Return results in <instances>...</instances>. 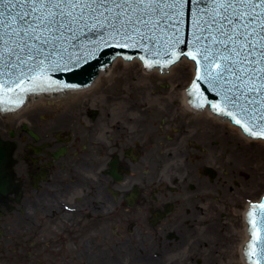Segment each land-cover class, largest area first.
<instances>
[{"label":"flooded vegetation","instance_id":"obj_1","mask_svg":"<svg viewBox=\"0 0 264 264\" xmlns=\"http://www.w3.org/2000/svg\"><path fill=\"white\" fill-rule=\"evenodd\" d=\"M59 95L23 103L0 132L14 145V186L0 191L3 264H247L242 215L257 192L216 189L204 130L153 114L146 93L96 105ZM205 143L212 151L199 154Z\"/></svg>","mask_w":264,"mask_h":264},{"label":"snow or ice","instance_id":"obj_2","mask_svg":"<svg viewBox=\"0 0 264 264\" xmlns=\"http://www.w3.org/2000/svg\"><path fill=\"white\" fill-rule=\"evenodd\" d=\"M188 0H0V88L4 87V76L8 75L7 83L17 84L27 73L41 70L45 61L55 70L56 65L51 56L45 55L44 47L62 39L75 40L77 34L85 29H111L121 39H133V33L141 40L168 44L173 46L184 43L180 40L178 24L183 15V8ZM197 6L196 34L191 41L193 46H199L202 39L209 41L208 45L197 50L208 68L212 51L210 45H223L228 56L219 52L211 59H222L218 71H211L203 79L213 85L225 88L223 95L224 107L214 109L218 115L233 117V122L243 127L252 138H264V0H191ZM201 3L212 5L211 16L201 20L199 13H207V8H199ZM172 21L171 24L168 22ZM150 30L159 29L161 37L147 35L139 25ZM118 25V27H117ZM165 25L175 29L172 37L166 31ZM107 26V28H106ZM207 33V36H204ZM215 33V34H214ZM70 34V35H67ZM156 55H159L157 50ZM165 55L170 53L165 52ZM180 56L187 57L181 52L176 60H169L166 66L176 63ZM131 59V57H125ZM196 60V56L190 57ZM159 65L145 63V68ZM12 69H16L12 72ZM27 69V73L25 71ZM197 62V76L192 83L202 79ZM234 79H228L227 74ZM230 85V87H225ZM69 87V86H65ZM47 90V89H44ZM28 91H34L29 89ZM192 95L191 87L188 89ZM211 103V102H209ZM202 109L204 105H195ZM226 108L232 111H225ZM2 100H0V111ZM12 110V109H8ZM234 112L240 119L234 117ZM244 121L248 126H244ZM257 131L261 136H257ZM264 203V201H262ZM251 207H258L251 205ZM251 217V211H249ZM259 223L261 235L257 238L261 260L264 261V213H260ZM251 220L249 219V225ZM251 232V228H249ZM251 240L245 245V256Z\"/></svg>","mask_w":264,"mask_h":264},{"label":"water","instance_id":"obj_3","mask_svg":"<svg viewBox=\"0 0 264 264\" xmlns=\"http://www.w3.org/2000/svg\"><path fill=\"white\" fill-rule=\"evenodd\" d=\"M199 8H207V13H199V18L201 20L210 18L211 16V8L212 5L201 3ZM182 23L178 24V33L176 35L179 36L180 40L184 41L179 45L173 46L172 44H168L166 47H161V43L153 44L150 41H144L139 38L136 34L133 33V39L124 40L121 39L119 35L109 34L111 29H96L93 31H88L85 29L82 34H77L75 40H69L67 38L62 39L56 43V47L53 48L51 45H47L44 47L45 55L50 53H58L53 54L51 56L52 61L55 63L56 68L53 70L49 67L48 61H45L41 70H37L33 73H27V69H25L27 76L29 78H25L21 80L17 84L9 85L7 83L8 75L4 76L5 85L0 88V100H2L3 109L15 108L19 106L24 100L25 96L31 92H39V91H47V90H56L69 87H78L85 86L89 84L95 77H98L97 73L100 69L103 74L105 72H109L111 64L115 56L117 54H122L124 57H132L134 55H140L145 63L155 64L159 61V64L164 66L167 65V62L171 60H176L177 56L181 52H186L191 56H196V64L199 62L200 72L199 75L202 79L197 80L196 84H191L192 95L190 96L189 104L192 107V110H198V112H202L203 109H197L193 105H204L205 103L211 102V106L213 109H218L224 107L223 104V95L225 88L217 87L210 83L209 81L203 79L207 75L208 71H211L215 74L218 71V65L223 64L224 61L222 59H211L217 55L218 50L223 54V56H228V51L225 50L223 45H210L212 51L207 53L210 57V61L208 62V68L205 69V61L200 56L197 47H203L204 45H208L209 41L207 39H202L199 46H193L191 41L194 39L196 34V20H197V6L192 4L191 0L185 4L183 8V15L179 18ZM169 24L172 21L168 22ZM118 27V25H117ZM141 31L145 32V34L151 36L156 35L158 38L161 37V33L159 29L150 30L149 28H145L144 25H139ZM166 31L170 37H172L173 32L176 30L169 27L168 25L164 26ZM107 28V26H106ZM215 34V33H214ZM70 35V34H67ZM204 36H207V33H204ZM173 39L175 37H172ZM159 50V55L154 53ZM168 52L170 55H165L164 53ZM115 57V58H114ZM121 57V56H120ZM114 58V59H113ZM135 58V57H134ZM124 59V60H134ZM113 59V61H111ZM181 60V59H180ZM111 62V64H110ZM177 63V62H176ZM110 64V65H109ZM109 65V66H107ZM106 66V67H105ZM162 67L161 74L164 72H168L170 66ZM105 67V68H104ZM158 67V66H156ZM156 67L150 70H155ZM12 72H15L16 69H12ZM196 76H197V66H196ZM195 76V77H196ZM228 79H234L231 74H227ZM92 85V84H91ZM91 85L89 87H91ZM189 87V88H190ZM225 87H230V85H226ZM29 89H34V91H28ZM47 89V90H44ZM74 90H66L61 91L62 94L66 93L68 95L69 91H77ZM59 92L49 93V94H38L33 95L34 100L38 101L40 95H45L48 98L49 95L59 98ZM188 96V92L186 93ZM28 101V99H27ZM26 102V101H25ZM27 104V102H26ZM25 104V105H26ZM24 105V106H25ZM23 106V107H24ZM22 107V108H23ZM225 111H232L230 108H226ZM15 111L14 113H16ZM216 112V111H215ZM217 113V112H216ZM217 115V114H216ZM218 117H224L221 115H217ZM234 117L236 119H240V116L234 112ZM225 119H229L224 117ZM233 121V117H230ZM244 126H248V122L244 121ZM235 124V123H233ZM239 127V125H237ZM243 128V127H242ZM246 135V134H245ZM248 135V134H247ZM262 133L257 131V136H261ZM249 136V135H248ZM250 137V136H249ZM251 138V137H250ZM264 138H257L251 140H263ZM13 149L14 145L10 141H2L0 140V191L1 192H9L13 189ZM264 195L259 203H252L251 205H257L258 207H249L247 213V221L249 225V219L251 220V224L249 228H251L250 238L251 247L248 249V256H246L247 260L251 262V264H264V261L261 260L259 248L257 245V238L261 235V226L259 223V215L260 213H264ZM250 205V206H251ZM249 211H251V217H249ZM248 240V241H249ZM248 243V242H247ZM245 251V248H243Z\"/></svg>","mask_w":264,"mask_h":264},{"label":"rangeland","instance_id":"obj_4","mask_svg":"<svg viewBox=\"0 0 264 264\" xmlns=\"http://www.w3.org/2000/svg\"><path fill=\"white\" fill-rule=\"evenodd\" d=\"M114 67L113 75L110 76L106 82L97 87L96 90H92L94 91L93 93H96L94 94V97L91 94L84 96V99L86 98L84 103H86L87 100L92 99L93 103L91 104L96 105L107 97L119 98L121 95H127L130 93H146V99L150 98L152 102L151 107L149 106L147 109L151 108L153 114L160 112L165 115L164 117L168 122L174 120V124H176L175 117L178 116L179 119L181 118L178 121L182 126L188 127V125L192 124L195 133H197L198 127L200 130H204V133H206L205 137H208L209 140H211L210 142H212V140L215 141L213 151L211 146H208V143L199 144L200 147L203 148V150L201 148L199 149L201 152L199 154L210 153L212 151L211 154L215 159L213 167L218 170V176L215 179L216 189L218 191L253 192L252 194L257 192L258 195H260L261 192H264V155L261 152L263 146L260 145V147L256 145L258 143H253L249 140L237 139L236 135L227 127V125L223 128L222 126L217 125V123H212L214 124V127L208 128V126H205V123L203 127L202 124H200L201 127L197 125L198 120H196L197 122L195 123H193L194 120L191 121L192 123L190 121L187 122L188 119H192L193 117L191 112L186 109L184 110L180 101L182 87L193 78L187 65L180 66V70L177 73H174L172 78H162L155 74H149L146 76L139 75V66L132 68V71L130 72H128L126 67ZM135 71H138L139 74H137L139 76L135 75ZM131 98L135 99V103L142 104L139 102V99H141L139 96L135 95L131 96ZM47 100L48 99L45 101ZM123 103L124 102L121 104ZM48 104L49 103L46 105L48 106ZM114 104L116 103H108L106 109H112ZM158 105H161V109H159ZM37 107L39 106L30 108L33 110V108ZM102 107H106V105L102 104ZM30 111H25V114L20 115L26 117L29 115ZM19 118V116L13 115V113L0 115V132L3 133L6 129L14 127L15 124L18 123ZM184 140L189 141V138L186 137ZM257 146L258 151H256ZM247 150H249L250 153H247ZM180 164L183 167L186 165L184 160L179 161V165ZM243 174L246 175V177L243 176ZM234 182H237V185ZM255 198L257 199L256 196L254 197V200H256ZM248 199L249 201H254L251 200L252 198L250 197ZM16 263V260L13 261L8 259L7 264ZM0 264H3V262L0 261Z\"/></svg>","mask_w":264,"mask_h":264},{"label":"bare ground","instance_id":"obj_5","mask_svg":"<svg viewBox=\"0 0 264 264\" xmlns=\"http://www.w3.org/2000/svg\"><path fill=\"white\" fill-rule=\"evenodd\" d=\"M141 64H142V60L139 57H135L134 60H124L122 57L117 56V58L114 59L113 64H111V66H109L110 67L109 72H105V74H103L101 72V70L98 72V77L94 80L91 87H87V89L86 88H79L77 91H69L68 95L70 96V100L76 101L77 99L85 96L88 92H94L92 90H96L97 87H99L101 84L106 82V80L109 79V77L113 75V70L115 68L114 66L124 67V68L126 67L128 69V72L132 71L131 70L132 68L139 66V68H140L139 73L140 74L138 73V71L137 72L135 71L136 72L135 75L139 74L142 76H146L149 74H155V75L161 76L162 78H165V77L172 78V76H174V73H177L180 70V66H183V65H187L189 67L191 75H194V72H195V64L193 63L192 60L187 59L186 57H183L177 63L172 64L169 67L168 72H164L163 74H161V69L159 67H156L155 70H150V72H149ZM188 85H189V82L185 83V86L182 87V96L180 98V101H181L182 107H184V110L186 109L187 111L191 112V115L193 118H197V120H198L197 124L200 127H201L200 124H202V127H203L204 123H205V126L206 125L208 126V128L214 127V124H212V122H210V121H213V123H215V124L217 123V125L222 126L223 128H225L227 125V127L230 128V130L236 135L237 139H242V140L245 139L246 141L249 140L253 143L254 142L258 143V144H256L258 146H260V145L263 146L261 152L264 155V139L263 140H251V138L247 134L246 135L243 134L244 132L241 130V127H238L237 124H233V122L230 119H225L224 117H218L216 114H212L208 107H205L202 112H198V110H192V107L190 105H188L189 99H188V95L186 94L187 93L186 88L188 87ZM60 93H62V92L60 91ZM51 97H52L51 95L48 96V98H51ZM44 98H46L45 95H40L38 101H35L34 96H30L28 98V101H26L27 104L24 107H26V106H28V107L34 106L35 107V106H40L42 104H45L46 101L45 102L43 101ZM59 98H61V96H59ZM53 99H55V98H53ZM48 102H52V101H48ZM13 114L16 115L17 113H13ZM217 125H215V126H217ZM202 132H203V130H202ZM258 146L256 147V151H258ZM247 151H248L247 153H250L249 150H247ZM261 195H264V192H261L260 195L257 194L256 195L257 199L256 198L255 199L258 200L259 198H261ZM254 197L255 196H253L251 200H254ZM249 203H250L249 200H247L246 206H244L245 210H243L244 215L246 214L247 205ZM243 226H244L243 228L245 229V234H243V236L241 237V241H240L241 245L246 243L247 239L249 238L248 234L246 233V228H245L246 222H245V220H244Z\"/></svg>","mask_w":264,"mask_h":264}]
</instances>
